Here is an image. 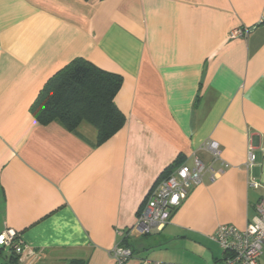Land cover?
Wrapping results in <instances>:
<instances>
[{"label":"crops","instance_id":"obj_1","mask_svg":"<svg viewBox=\"0 0 264 264\" xmlns=\"http://www.w3.org/2000/svg\"><path fill=\"white\" fill-rule=\"evenodd\" d=\"M235 29L251 32L231 39ZM79 58L124 80L126 124L101 145L91 125L31 113ZM207 140L230 168L191 189L162 231H132L167 170L194 153L210 162ZM262 197L264 0H0V236L23 241L19 264H114L117 244L139 264L163 244L244 229Z\"/></svg>","mask_w":264,"mask_h":264},{"label":"built area","instance_id":"obj_2","mask_svg":"<svg viewBox=\"0 0 264 264\" xmlns=\"http://www.w3.org/2000/svg\"><path fill=\"white\" fill-rule=\"evenodd\" d=\"M250 32L251 29H235L230 33V38L244 37ZM199 152L209 154L210 162L206 163L198 153H194L192 164L184 163L161 178L144 203L132 231L139 236L150 235L155 230L162 231L170 223L173 212L186 201L191 189L200 186L207 175L214 182L230 168V164L222 157L217 141H205ZM216 163L218 167L215 166ZM255 164L256 156L250 151L246 168L249 169ZM250 186L258 188L259 185L252 181ZM255 212V217L244 229L229 224L220 225L216 232L210 235L209 239L224 251L225 257L221 264H264V197L255 205ZM0 247L11 248L22 255L26 248L13 230H8L0 236ZM112 258L114 264H127L133 258V252L122 244H117L112 250ZM139 264L165 263L146 258Z\"/></svg>","mask_w":264,"mask_h":264},{"label":"trees","instance_id":"obj_3","mask_svg":"<svg viewBox=\"0 0 264 264\" xmlns=\"http://www.w3.org/2000/svg\"><path fill=\"white\" fill-rule=\"evenodd\" d=\"M123 82L121 75L105 71L85 59H76L49 79L32 105L31 113L42 124L56 121L69 131L91 125L97 131V144L101 145L126 124V116L116 105ZM9 250L6 264H19L23 255ZM70 264L86 263L76 260Z\"/></svg>","mask_w":264,"mask_h":264},{"label":"rangeland","instance_id":"obj_4","mask_svg":"<svg viewBox=\"0 0 264 264\" xmlns=\"http://www.w3.org/2000/svg\"><path fill=\"white\" fill-rule=\"evenodd\" d=\"M148 257L165 264H221L224 251L209 239L194 245L184 240L172 241L150 250ZM9 248L0 250V264H6Z\"/></svg>","mask_w":264,"mask_h":264}]
</instances>
